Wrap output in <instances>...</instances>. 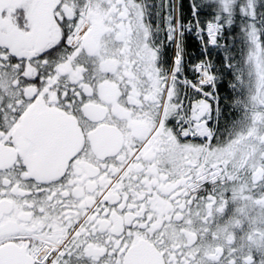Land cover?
I'll list each match as a JSON object with an SVG mask.
<instances>
[{
	"label": "snow or ice",
	"instance_id": "6c2138e0",
	"mask_svg": "<svg viewBox=\"0 0 264 264\" xmlns=\"http://www.w3.org/2000/svg\"><path fill=\"white\" fill-rule=\"evenodd\" d=\"M0 264H264V0H0Z\"/></svg>",
	"mask_w": 264,
	"mask_h": 264
}]
</instances>
